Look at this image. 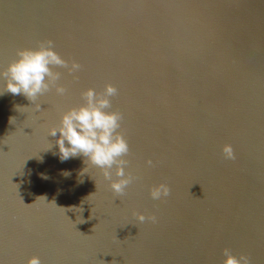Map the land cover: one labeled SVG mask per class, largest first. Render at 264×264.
Segmentation results:
<instances>
[{
    "label": "water",
    "instance_id": "95a60500",
    "mask_svg": "<svg viewBox=\"0 0 264 264\" xmlns=\"http://www.w3.org/2000/svg\"><path fill=\"white\" fill-rule=\"evenodd\" d=\"M48 41L49 89L0 95V264H264V0H0V71ZM109 85L121 194L50 133Z\"/></svg>",
    "mask_w": 264,
    "mask_h": 264
},
{
    "label": "clouds",
    "instance_id": "9594fccd",
    "mask_svg": "<svg viewBox=\"0 0 264 264\" xmlns=\"http://www.w3.org/2000/svg\"><path fill=\"white\" fill-rule=\"evenodd\" d=\"M17 59L13 60L7 68L0 71V95L5 91L14 95L23 94L29 100L35 102L37 97L49 89L47 78L56 79L53 76L50 65H63L65 60L52 47V42H42L37 48H22L17 51ZM74 68L78 65H73ZM66 89L62 86L56 88L58 95H63ZM116 89L109 85L106 95L96 99V92L89 88L86 91L87 104L70 108L64 112L59 127H52L50 133L56 136L59 133L57 144L59 145L60 157L67 160L79 154L88 157L90 162L104 169L106 178L111 177L109 171L117 165L116 175L120 179L113 180L112 190L121 194L130 183L131 177L125 175V160L120 159L129 152V144L125 136L117 132L120 127L121 114L116 111H106L110 104L108 97L115 93ZM40 104H36V109ZM226 158H234L231 145H225ZM151 164V161L148 162ZM170 188L166 184H160L152 188L153 199L167 196ZM139 219L143 221L144 215ZM154 219V217H153ZM223 264H250L249 257L243 253L236 255L230 248L224 249ZM28 264H41L38 255H33Z\"/></svg>",
    "mask_w": 264,
    "mask_h": 264
}]
</instances>
